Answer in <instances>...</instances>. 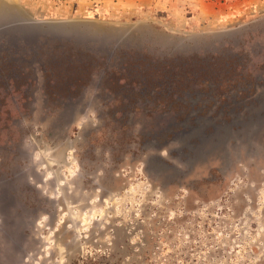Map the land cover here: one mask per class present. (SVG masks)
I'll return each mask as SVG.
<instances>
[{"label": "rangeland", "instance_id": "obj_1", "mask_svg": "<svg viewBox=\"0 0 264 264\" xmlns=\"http://www.w3.org/2000/svg\"><path fill=\"white\" fill-rule=\"evenodd\" d=\"M38 1L0 0V21L22 14L29 21L82 22L89 30L82 42L72 36L0 38V55H13L23 72L31 67L35 73L19 88L11 81L0 89V187L15 199L14 213L30 214L19 264H264V128L253 136L250 151L242 133L244 121L264 106V0L210 18L198 16L194 5L96 15L63 3L40 11ZM58 41L93 53L107 68L95 70L73 99L51 101L42 64L35 59L26 65L24 58L32 56L31 46ZM121 50L133 62L137 53H232L247 63L239 76L251 75L256 89L247 99H233L227 110L195 111L184 123L154 108L152 93L124 122L120 99L104 83L106 70L121 68ZM4 64L0 58V69ZM119 81L128 86L125 78ZM79 100L85 111L60 130L65 104ZM197 117L210 119L200 128L205 134L215 123L232 132L230 164L217 153L189 167L185 159L199 137L182 141L179 135ZM151 155L181 173H149ZM3 225L1 213L4 260Z\"/></svg>", "mask_w": 264, "mask_h": 264}, {"label": "trees", "instance_id": "obj_2", "mask_svg": "<svg viewBox=\"0 0 264 264\" xmlns=\"http://www.w3.org/2000/svg\"><path fill=\"white\" fill-rule=\"evenodd\" d=\"M35 47H30L33 54L25 57L24 63L28 65L37 60L42 64L46 79L44 87L51 101L73 99L95 70L107 68L105 60L68 42ZM125 53L121 50L119 54L123 63L121 68L106 70L104 78L105 85L120 99L119 108L126 114L124 122L129 119L127 112L138 109L140 104L146 106L148 98H153L152 93L156 96L154 108L173 112L176 122L180 123L192 119L195 111L204 115L214 106L218 112L227 110L233 99H247L256 89V81L251 75L239 76L247 63L238 55H230L232 53L165 58L137 53L135 62L133 56ZM0 58L5 60V67L0 69L3 77L0 89L11 81L19 88L33 80L35 73L31 67L23 72L24 68L18 66L16 58L9 53L3 52ZM126 58L128 63H124ZM121 77L128 81V86L121 84Z\"/></svg>", "mask_w": 264, "mask_h": 264}, {"label": "water", "instance_id": "obj_3", "mask_svg": "<svg viewBox=\"0 0 264 264\" xmlns=\"http://www.w3.org/2000/svg\"><path fill=\"white\" fill-rule=\"evenodd\" d=\"M88 26L85 23L79 22H64V21H29L25 15L18 14L13 18L2 19L0 21V38L11 37L15 39H24L25 41H37L40 36L58 37L72 36L76 41L82 42L84 31H88ZM227 36H233L232 33H228ZM69 38V37H68ZM105 39V38H104ZM105 41V40H104ZM86 45H89L86 43ZM175 46V45H173ZM79 100L76 102H67L65 109L58 121V127L60 130L66 128V125L72 123L76 119L79 113L85 111L86 102ZM81 103V104H80ZM187 120V119H186ZM186 120H183L184 123ZM196 125H191L189 129L183 130L179 139L187 141L191 135H198L197 146L193 148L191 153L185 160L190 161L189 167H192L195 161H204L210 154H223L226 164H230L232 161L230 151L227 149V142L233 137L232 132L223 124H216V129L213 132L205 134L200 128L204 122L210 120L209 117H197ZM203 120V121H202ZM220 126V127H217ZM244 129L242 131L245 134V142L248 145L250 151L252 138L264 128V106L259 109L258 113L252 114L244 121ZM187 144V143H185ZM22 155L27 158V152L22 151ZM20 152V153H21ZM172 168L171 175H179L181 171L173 165L163 163L158 157L151 155L147 160L146 169L149 173L157 176H161L164 172ZM19 172H21L19 170ZM7 186L0 187V212L4 219L3 231L4 239L7 246L5 250V259L0 257V264H19L20 255L26 244V239L21 234L22 228L26 227L30 222V214L18 212L14 213L13 210L16 201L14 198H10L7 195ZM0 213V214H1ZM4 261V262H3Z\"/></svg>", "mask_w": 264, "mask_h": 264}, {"label": "crops", "instance_id": "obj_4", "mask_svg": "<svg viewBox=\"0 0 264 264\" xmlns=\"http://www.w3.org/2000/svg\"><path fill=\"white\" fill-rule=\"evenodd\" d=\"M38 10L47 11L50 5L56 3L54 0H39ZM63 3L64 7L75 8L80 11L84 9H91V11L98 15L106 12H113L116 9H121L125 12L137 10L144 6L152 5L167 10H175L178 7L185 8L186 5H194L197 7L198 16L202 18L214 17L231 10L230 7H238L239 5H249L255 3V0H66Z\"/></svg>", "mask_w": 264, "mask_h": 264}, {"label": "built area", "instance_id": "obj_5", "mask_svg": "<svg viewBox=\"0 0 264 264\" xmlns=\"http://www.w3.org/2000/svg\"><path fill=\"white\" fill-rule=\"evenodd\" d=\"M56 3L58 2H66V0H54Z\"/></svg>", "mask_w": 264, "mask_h": 264}, {"label": "bare ground", "instance_id": "obj_6", "mask_svg": "<svg viewBox=\"0 0 264 264\" xmlns=\"http://www.w3.org/2000/svg\"><path fill=\"white\" fill-rule=\"evenodd\" d=\"M18 0H8V2L12 3V2H17Z\"/></svg>", "mask_w": 264, "mask_h": 264}]
</instances>
